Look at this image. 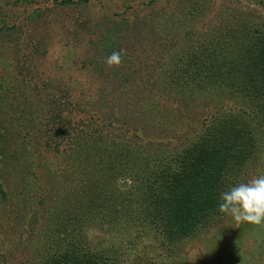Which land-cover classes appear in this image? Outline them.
<instances>
[{
	"label": "rangeland",
	"instance_id": "1",
	"mask_svg": "<svg viewBox=\"0 0 264 264\" xmlns=\"http://www.w3.org/2000/svg\"><path fill=\"white\" fill-rule=\"evenodd\" d=\"M32 1L0 0L19 29L0 37V264L71 251L106 264H264V224L217 211L220 191L264 174V0ZM125 75L138 87L125 96L145 95L130 119L118 108L128 97L113 102ZM204 146L226 149L222 169L191 179L217 195L181 233L185 207L168 215L164 202L179 200L171 183Z\"/></svg>",
	"mask_w": 264,
	"mask_h": 264
},
{
	"label": "trees",
	"instance_id": "2",
	"mask_svg": "<svg viewBox=\"0 0 264 264\" xmlns=\"http://www.w3.org/2000/svg\"><path fill=\"white\" fill-rule=\"evenodd\" d=\"M73 0H64L61 1V4L65 5V6H69L72 4ZM15 3H21L22 5H29L31 4L33 1L32 0H14ZM85 2V1H83ZM36 17H40L39 14H37ZM42 17V15H41ZM6 15L4 13L3 10L0 9V37H1V32H4V35L8 32V31H13L14 33L19 30L18 28H14V26H12V28L10 29L6 23ZM114 50L113 49H108L107 55L109 56ZM117 51V50H115ZM259 64H260V68H261V76H262V83L264 86V45L263 48L261 50V55H260V59L258 60ZM98 68V67H97ZM99 70L101 68H98ZM101 72V70H100ZM113 75L115 77L120 76L121 73L119 70H115L114 72H112ZM131 76H123L122 77V81L120 83V86L118 85L117 87H119L117 89V91H115L114 93V100L113 99H109V100H113V102L115 103V100L117 103H119V99H121V95L125 96L124 92H127L129 90V92L131 93L132 91H134V88H138L136 85L132 88V89H125L123 85H127L131 83ZM143 82L141 81V83L138 86L143 87L142 84ZM123 84V85H122ZM147 85V84H145ZM120 87L124 90H120ZM122 93V94H121ZM145 95H143V92H141L139 89H137L133 94L127 95L125 97H128V101L126 102V105L123 106H118V108L120 109V113L122 114V117H125V119H130L129 115L127 114V110H125L126 108H130L133 105H137L140 104L141 101L143 102V97ZM44 104V103H43ZM49 104H51V102L49 101ZM120 104V103H119ZM118 104V105H119ZM53 108L51 109L52 112ZM115 111V110H114ZM124 112L126 114H124ZM32 113L34 114V117L37 116L38 114L36 113V111H32ZM51 114V113H49ZM51 117V119H49L48 121L54 122L52 115H49ZM49 117V118H50ZM127 117V118H126ZM204 142H208L207 139L204 140ZM208 145V144H206ZM205 151L203 152V154L199 157V160L201 161H197V159L194 160V163L192 165L189 166V171L188 168H186V172L181 171V173H179V180L174 178L171 185L173 187H175L174 190H176V192H178L179 194V200H173V199H168L164 202V210H167L168 215L171 214L172 208L174 206H177L178 208H183L186 210H183V212L181 213V219L183 220V223L180 224H175L176 226H179L180 229L176 230L178 232L181 233H185L187 231V229L185 228L186 226L188 227V225L191 224H195L198 221H200V219H203V217L205 216V214L209 211V203L210 201L213 202L214 199L216 198V191H212L211 188V184L207 185L204 183V181L202 183H199V181H201L202 179L197 178L196 183L195 184H200L199 187H201V189H196L195 185H194V180H192L191 178L194 176H191V173L194 171L195 173H199L201 171H203L205 173L204 179L209 176L211 177V179L215 178L218 174V172L221 171V165L222 162L221 160L224 159L223 153H226V149L224 148H215V147H210L207 148L204 146ZM209 149V150H208ZM223 152V153H222ZM207 158V159H206ZM191 164V163H190ZM190 172V173H189ZM171 180V179H170ZM193 183V184H192ZM172 191V190H171ZM188 209V210H187ZM178 217V216H177ZM175 220V219H174ZM178 227V228H179ZM168 232L171 231L172 232V228L168 227L167 228ZM176 231H174L175 233ZM176 234V233H175ZM177 235V234H176ZM74 251H71V257H68L69 255H67L65 253V255L60 256V255H54L52 261H50L51 264H106L105 262L99 260H89L87 257L85 256H80L79 253H73Z\"/></svg>",
	"mask_w": 264,
	"mask_h": 264
},
{
	"label": "clouds",
	"instance_id": "3",
	"mask_svg": "<svg viewBox=\"0 0 264 264\" xmlns=\"http://www.w3.org/2000/svg\"><path fill=\"white\" fill-rule=\"evenodd\" d=\"M121 62L119 51H113L105 60L109 67L118 66ZM217 211L238 224H264V174L220 191Z\"/></svg>",
	"mask_w": 264,
	"mask_h": 264
}]
</instances>
